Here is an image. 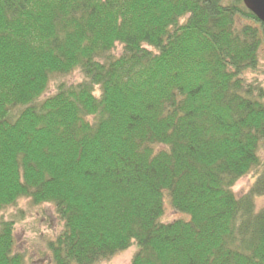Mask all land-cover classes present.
<instances>
[{
  "label": "trees",
  "instance_id": "1",
  "mask_svg": "<svg viewBox=\"0 0 264 264\" xmlns=\"http://www.w3.org/2000/svg\"><path fill=\"white\" fill-rule=\"evenodd\" d=\"M263 45L243 0H0V215L53 207L45 264H264Z\"/></svg>",
  "mask_w": 264,
  "mask_h": 264
},
{
  "label": "rangeland",
  "instance_id": "2",
  "mask_svg": "<svg viewBox=\"0 0 264 264\" xmlns=\"http://www.w3.org/2000/svg\"><path fill=\"white\" fill-rule=\"evenodd\" d=\"M225 1L228 2L229 0ZM120 52L121 47H118L115 54L118 55ZM260 57V67L257 71L256 79L264 87V45L261 48ZM83 80L84 76L78 71L69 75H56L52 78L46 97L54 95L59 85H74ZM261 157L264 160V150L261 151ZM257 176V171L254 170L249 175L241 178L233 188L234 193L239 197L245 196L255 183ZM263 204V199L257 200L258 209ZM21 214L24 215V220L19 222L17 217ZM180 217L181 215L167 203L166 212L162 220L171 222ZM2 219H12L18 222L15 230L17 247L19 251L26 254L29 264H45L47 259L45 257L49 255L47 250L48 240H54L55 236L61 232V226H59L58 220L54 216L53 207L51 205L31 207L28 202L20 201L15 207L2 212L0 220ZM135 252L136 248L133 247L101 264H131Z\"/></svg>",
  "mask_w": 264,
  "mask_h": 264
},
{
  "label": "water",
  "instance_id": "3",
  "mask_svg": "<svg viewBox=\"0 0 264 264\" xmlns=\"http://www.w3.org/2000/svg\"><path fill=\"white\" fill-rule=\"evenodd\" d=\"M245 7L264 25V0H243Z\"/></svg>",
  "mask_w": 264,
  "mask_h": 264
}]
</instances>
